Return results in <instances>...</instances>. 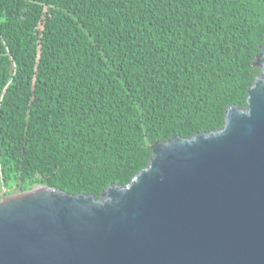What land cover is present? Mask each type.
<instances>
[{
	"label": "trees",
	"instance_id": "16d2710c",
	"mask_svg": "<svg viewBox=\"0 0 264 264\" xmlns=\"http://www.w3.org/2000/svg\"><path fill=\"white\" fill-rule=\"evenodd\" d=\"M263 41L264 0H0L5 194L128 183L246 105Z\"/></svg>",
	"mask_w": 264,
	"mask_h": 264
},
{
	"label": "water",
	"instance_id": "95a60500",
	"mask_svg": "<svg viewBox=\"0 0 264 264\" xmlns=\"http://www.w3.org/2000/svg\"><path fill=\"white\" fill-rule=\"evenodd\" d=\"M254 64L244 107L151 144L128 183L0 197V264H264V41Z\"/></svg>",
	"mask_w": 264,
	"mask_h": 264
},
{
	"label": "rangeland",
	"instance_id": "374dc122",
	"mask_svg": "<svg viewBox=\"0 0 264 264\" xmlns=\"http://www.w3.org/2000/svg\"><path fill=\"white\" fill-rule=\"evenodd\" d=\"M5 192H6V188L1 184L0 185V197L4 196ZM13 193H16V192H9L7 194H13Z\"/></svg>",
	"mask_w": 264,
	"mask_h": 264
}]
</instances>
